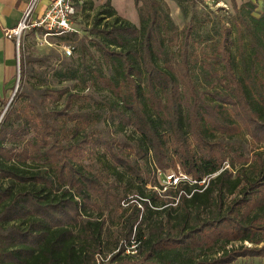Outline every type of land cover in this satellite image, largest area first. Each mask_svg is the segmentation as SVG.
<instances>
[{
  "label": "trees",
  "instance_id": "16d2710c",
  "mask_svg": "<svg viewBox=\"0 0 264 264\" xmlns=\"http://www.w3.org/2000/svg\"><path fill=\"white\" fill-rule=\"evenodd\" d=\"M172 1L182 28L164 0H133L138 26L105 0L86 37H56L75 43L53 72L71 89L36 100L20 62L0 97V264L264 259V12Z\"/></svg>",
  "mask_w": 264,
  "mask_h": 264
},
{
  "label": "rangeland",
  "instance_id": "374dc122",
  "mask_svg": "<svg viewBox=\"0 0 264 264\" xmlns=\"http://www.w3.org/2000/svg\"><path fill=\"white\" fill-rule=\"evenodd\" d=\"M164 1L170 9L172 19L180 28H182L185 22L176 4L172 0ZM245 1L247 0H236V4L237 6H240ZM251 1H253L257 6L255 14L264 12V0ZM104 2L105 0H98L94 1L91 7L90 4H81L82 6L78 8V16L74 25L78 32V34L76 35L79 38L87 36L92 18ZM82 7H84L86 10H84V8ZM130 7L131 6L129 4H121L120 1V6H118V9H120L121 12H125L124 14L126 17H123L124 15L120 16L138 26V17L136 10L135 8ZM202 9L204 13H208L211 18L233 14V8L231 6L230 0H209L208 4H202ZM74 46L75 43L61 42L58 41L56 37L48 38L47 41L44 42L40 33L37 32L35 36L32 34V29H25L21 32L18 51L19 62H21V65H23L24 63L26 64L25 68L27 69V74L24 77L25 90L29 92L32 97L37 100L36 97L39 91H41V89L45 87H68L69 89L73 87V83H58L53 77V72L57 67L60 66L61 61L76 56L75 51L72 49ZM64 48H69L71 50V56H64ZM13 87L11 88L10 95L7 97L8 103L14 93L16 81H14ZM80 95L85 96L86 99L88 98L86 95H90L94 100H98V98L101 96L93 93L92 91H85ZM90 105L92 106V104ZM2 117L3 114L0 115V123L2 121ZM174 175H176L175 171H169L165 174H159L158 180L161 185L168 186L175 183V180L173 178L171 179V177ZM182 178H185V176H183ZM228 248H230V246ZM234 264H264V259H239Z\"/></svg>",
  "mask_w": 264,
  "mask_h": 264
},
{
  "label": "crops",
  "instance_id": "0c3cea01",
  "mask_svg": "<svg viewBox=\"0 0 264 264\" xmlns=\"http://www.w3.org/2000/svg\"><path fill=\"white\" fill-rule=\"evenodd\" d=\"M53 0H0V97H8L15 81L16 42L8 38L7 33L16 28L23 20L26 10L32 6L31 20L41 18ZM129 4L134 8L133 0H110L119 15H124L118 6ZM130 7V8H131Z\"/></svg>",
  "mask_w": 264,
  "mask_h": 264
},
{
  "label": "built area",
  "instance_id": "2783aa9c",
  "mask_svg": "<svg viewBox=\"0 0 264 264\" xmlns=\"http://www.w3.org/2000/svg\"><path fill=\"white\" fill-rule=\"evenodd\" d=\"M204 4H208L209 0H198ZM32 6H30L23 17V20L16 26L15 29L7 33L8 38H13L16 42V72L15 81L16 87L20 75L19 62V44L21 32L25 29H40L44 33L41 35L44 42L48 38L59 37L68 34H78L75 27V21L78 16V6L75 0H53L45 11L44 15L37 19L31 20ZM64 56H71V50L64 48Z\"/></svg>",
  "mask_w": 264,
  "mask_h": 264
},
{
  "label": "water",
  "instance_id": "95a60500",
  "mask_svg": "<svg viewBox=\"0 0 264 264\" xmlns=\"http://www.w3.org/2000/svg\"><path fill=\"white\" fill-rule=\"evenodd\" d=\"M16 90H17V87H15L14 93L16 92ZM14 93H13L11 99L9 100V103L11 102L12 98L14 97ZM9 103H8V104H9Z\"/></svg>",
  "mask_w": 264,
  "mask_h": 264
}]
</instances>
